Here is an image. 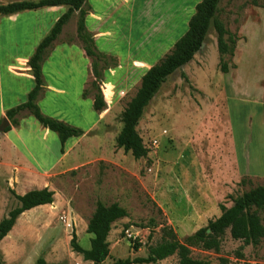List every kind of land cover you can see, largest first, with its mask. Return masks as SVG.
Listing matches in <instances>:
<instances>
[{
	"label": "rangeland",
	"instance_id": "374dc122",
	"mask_svg": "<svg viewBox=\"0 0 264 264\" xmlns=\"http://www.w3.org/2000/svg\"><path fill=\"white\" fill-rule=\"evenodd\" d=\"M143 1L144 16L130 18L119 11L104 24L111 35L98 41V49L115 56L118 65L100 81L107 107L97 112L96 124L91 127L95 115L75 96L51 99L55 106L49 102L84 130L81 138H71L61 153L58 135L46 129L48 135L29 113L20 117L19 124L28 119L20 133L15 126L0 132V221L19 206L13 192L45 187L55 192L52 204L17 219L0 242L1 264H36L39 258L47 264H92L72 250L71 239L76 233L81 246L90 248L87 225L99 201L118 203L128 212L113 224L104 264L147 257L165 226L184 242L219 217L222 205L231 207L233 198L264 185V0L221 1L217 16L239 38L231 60L235 68L225 74L219 70L211 22L205 46L167 78L143 112L137 129L150 149L147 158L135 160L116 147L123 112L142 76L186 33L202 0ZM77 21L75 12L63 27L61 42L82 46ZM160 21L166 22L161 32L156 29ZM53 60L74 70L70 76L77 81L81 61L76 53L61 52ZM58 67L47 68L49 82L67 78L64 72L59 77ZM89 77L85 89L91 88L92 69ZM245 177L247 184L240 185ZM261 217L264 223V209ZM136 243L141 244L138 250ZM191 250L194 258L210 264H264V240L245 245L229 231L218 252ZM178 259L174 254L155 264H177Z\"/></svg>",
	"mask_w": 264,
	"mask_h": 264
},
{
	"label": "trees",
	"instance_id": "16d2710c",
	"mask_svg": "<svg viewBox=\"0 0 264 264\" xmlns=\"http://www.w3.org/2000/svg\"><path fill=\"white\" fill-rule=\"evenodd\" d=\"M221 1L202 0L199 2L196 5L194 15L189 20L186 33L175 43L167 55L157 64L151 66L142 76L137 93L129 101L123 112V127L116 138V147L123 149L125 153H131L135 160L147 158L150 152L137 129L145 108L167 78L194 59L202 44L206 42L211 22H213L216 32L217 49L220 54L219 70L225 74L230 71L231 67L235 68V65L231 64V60L235 55L239 38L235 33L227 30L217 16ZM86 2L87 0H39L0 4V15H11L25 10H36L50 6L63 5L67 7V11L39 43L28 61L35 86L29 92L27 101L6 112V117L11 125L6 128L5 132L10 131L12 126H18L20 117L29 113L43 127L58 135L61 153L65 152V145L69 139L78 138L84 134L83 129L79 127L45 115L37 103L44 92L42 63L62 33L64 25L75 12H78L77 36L86 55L91 59L94 77L91 88L83 91V98H93V107L96 111L106 109L107 104L100 88V81L103 79L105 71L116 67L118 61L115 56L105 54L97 48L94 35L86 26V17L89 11L88 8H85ZM226 56H228V60H226ZM247 180V177L243 178L240 185H246ZM13 194L19 201V206L12 209L8 216L0 221V242L11 232L17 219L23 213L39 206L52 204L55 192L49 187H45L30 190L25 194H17L16 192ZM263 209L264 185H258L233 198L231 207L222 205L219 217L210 220L205 227L188 236L184 242L178 239L171 226H165L162 240L158 244L150 246L147 257L127 258L118 260L115 264H155L174 254H177L179 258L177 264H210L205 259L194 258L191 248L199 247L202 250L218 252L227 231L230 232L234 240L242 241L245 245H259L264 240V223L261 217ZM127 216V210L118 203L106 205L99 201L87 225V232L92 235L90 248L82 247L76 233H73L72 250L81 254L85 261L92 262V264H104L110 256L108 238L113 224ZM151 238L152 234L149 235V239ZM140 246L141 244L136 243L134 247L138 250ZM36 264L47 263L44 258H39Z\"/></svg>",
	"mask_w": 264,
	"mask_h": 264
},
{
	"label": "crops",
	"instance_id": "0c3cea01",
	"mask_svg": "<svg viewBox=\"0 0 264 264\" xmlns=\"http://www.w3.org/2000/svg\"><path fill=\"white\" fill-rule=\"evenodd\" d=\"M19 1L39 0H0V4L5 5ZM86 5H88L89 9L86 17V26L94 35L97 48H99V40L107 41V37L111 35V32L107 28V31L103 29L107 18L114 16L119 11L130 18H138L144 16L146 13L143 0H87ZM66 11V6L59 5L43 7L36 10H25L11 15H0V120L7 118L5 116L9 109L27 101L29 92L35 86V80L28 61L34 54L39 43ZM159 25L158 28L156 26V29H159L160 32L164 31L166 22L163 23L160 21ZM143 42L144 40L141 43L138 42L137 46L142 45ZM61 52L68 54L76 53L77 57L80 58L81 63L77 67L80 74L77 76V81L75 78H72L74 70L64 65L63 61L62 63L58 61L54 62V56ZM52 63L61 66L57 70L59 77L64 72V74H67V78H58V80H51L49 82L47 80L46 70L53 65ZM91 69V59L86 55L82 46L75 43L61 42L60 38H58L42 63L44 92L37 101L41 111L45 115L50 112L53 118L69 123L66 121V118L69 119L66 112L62 110L58 111L59 108L51 107L49 104L51 102L55 106V103L51 99L60 102V99L64 98L63 95L68 94L69 96H75L74 98L78 100L79 104H85L87 110L95 115L91 127L94 126L97 122L98 111L93 107V98H83V91L90 78L89 75L91 76ZM70 73H73L72 76H70ZM51 115L50 117H52ZM26 121L28 119H25L24 122L22 121L23 123L16 126L19 133ZM33 123L36 122L33 121ZM40 126L46 131L47 128L42 125ZM47 131L46 133H48ZM48 135L50 134L48 133ZM46 148L44 147L43 150H46Z\"/></svg>",
	"mask_w": 264,
	"mask_h": 264
},
{
	"label": "water",
	"instance_id": "95a60500",
	"mask_svg": "<svg viewBox=\"0 0 264 264\" xmlns=\"http://www.w3.org/2000/svg\"><path fill=\"white\" fill-rule=\"evenodd\" d=\"M205 46V43L202 44L201 48ZM11 123L8 118H4L2 124L0 125V132H5L6 128L10 126Z\"/></svg>",
	"mask_w": 264,
	"mask_h": 264
},
{
	"label": "built area",
	"instance_id": "2783aa9c",
	"mask_svg": "<svg viewBox=\"0 0 264 264\" xmlns=\"http://www.w3.org/2000/svg\"><path fill=\"white\" fill-rule=\"evenodd\" d=\"M123 94H125V93H123ZM123 94H121V95H123Z\"/></svg>",
	"mask_w": 264,
	"mask_h": 264
}]
</instances>
